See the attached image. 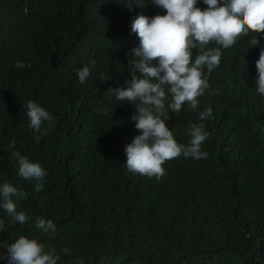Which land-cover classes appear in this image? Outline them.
Listing matches in <instances>:
<instances>
[{"label":"trees","instance_id":"16d2710c","mask_svg":"<svg viewBox=\"0 0 264 264\" xmlns=\"http://www.w3.org/2000/svg\"><path fill=\"white\" fill-rule=\"evenodd\" d=\"M135 2L0 0V184L26 192L18 210L31 217L14 224L0 208L8 226L0 242L35 238L57 250L58 264H264V97L255 89L264 37L260 46L248 47L250 34L221 48L219 66L204 69L209 88L197 109L169 110L180 144H188L190 124L203 123L207 157L169 160L157 181L127 169L136 109L108 91L131 79L133 19L165 11L150 0L130 10ZM85 65L91 76L81 84ZM29 100L53 116L39 142L23 107ZM207 107L213 115L202 121ZM17 150L47 171L42 191L17 174ZM37 217L52 220L55 233L37 229Z\"/></svg>","mask_w":264,"mask_h":264},{"label":"clouds","instance_id":"9594fccd","mask_svg":"<svg viewBox=\"0 0 264 264\" xmlns=\"http://www.w3.org/2000/svg\"><path fill=\"white\" fill-rule=\"evenodd\" d=\"M164 14L149 17L138 14L132 21L131 31L139 39V44L130 48L131 55L127 63L131 79L125 86L108 88L119 101H128L136 111L131 116L135 128L139 131L131 143L125 146L126 167L133 173L155 178L159 181L166 174L164 164L183 155L185 158H206L201 150L208 133L203 123H192L186 129L190 139L187 145L176 141L173 131L166 121L171 113H179L183 105H190L196 110L198 97L209 88L204 69L210 74L219 66L221 48L232 47L239 39L249 36L248 47L260 46L258 36L264 37V0H203L207 7L198 6V0H150ZM146 6L141 0L129 5ZM220 47H209L210 44ZM193 49L197 54L193 58ZM91 64L94 66L95 61ZM257 79L255 89L264 97V47H260L259 58L255 61ZM16 68L30 67L17 61ZM77 76L81 84L91 76L87 65L78 69ZM215 92H219L216 89ZM211 94V93H210ZM29 120L28 127L41 136L47 135L53 128V116L35 101L29 100L23 105ZM211 107L199 113L203 121L212 117ZM47 122L46 127L42 125ZM10 147L15 148V141ZM11 155L17 162L18 175L25 181L34 183V190L44 188L47 171L39 162H34L20 151ZM27 198L26 192L5 181L0 184V208L12 223L24 224L29 217L22 209L18 210V201ZM37 229L43 233H55L56 225L50 219L37 217ZM8 229L0 219V232ZM6 254L0 253V259L7 264H58L60 256L55 248L46 247L44 243L26 235H20L11 243L0 242ZM69 254L67 247L62 248ZM82 264V262H81Z\"/></svg>","mask_w":264,"mask_h":264}]
</instances>
